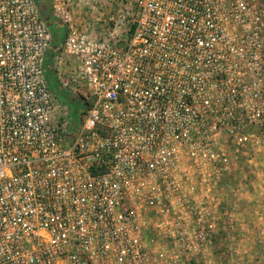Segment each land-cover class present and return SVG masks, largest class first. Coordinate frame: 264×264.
<instances>
[{"label": "built area", "instance_id": "built-area-1", "mask_svg": "<svg viewBox=\"0 0 264 264\" xmlns=\"http://www.w3.org/2000/svg\"><path fill=\"white\" fill-rule=\"evenodd\" d=\"M50 4L84 108L36 0H0V264H240L216 197L264 149V0H135L108 35Z\"/></svg>", "mask_w": 264, "mask_h": 264}, {"label": "rangeland", "instance_id": "rangeland-1", "mask_svg": "<svg viewBox=\"0 0 264 264\" xmlns=\"http://www.w3.org/2000/svg\"><path fill=\"white\" fill-rule=\"evenodd\" d=\"M39 11L43 19L48 25L51 35L52 44L45 59V73L48 75L50 87L56 100L66 107L68 114L73 118L77 117L80 110H83V103L79 97H74L66 90L62 89L57 78V71L55 69L54 57L61 50L63 40V28L53 18L51 14L50 0H36ZM70 14L73 23L80 29H83L93 35H108L111 31L118 26L120 21L128 18L133 10L135 0H68ZM122 28H116V33L119 34L123 31ZM73 67V63L69 58H63L57 65L59 69V79L66 78L65 73ZM75 120L73 119V122ZM246 160L240 168L248 170L246 172V180L242 183H237L239 177V168H235V174L231 175V179L225 184L219 186V194L217 200L223 202L226 198L225 204L222 207L227 211L230 220L233 221L234 229L230 231L229 241L224 242V247L232 249L235 258L238 257L240 264H264V196H257L255 198L249 197L247 200L243 193L252 191L249 178L255 174V179L264 182V149L262 152L256 153L253 150L252 157ZM241 171V170H240ZM235 175V176H234ZM252 185V183H251ZM238 191H237V190ZM220 192H223L220 195ZM237 195V196H235ZM246 203L252 206L255 210L260 211L257 215L250 214L248 211L243 212ZM219 217V216H218ZM256 223L262 225V229L257 230L252 228ZM254 235H253V234ZM154 248V246H153ZM158 249V247H155ZM157 253V251H155Z\"/></svg>", "mask_w": 264, "mask_h": 264}, {"label": "crops", "instance_id": "crops-1", "mask_svg": "<svg viewBox=\"0 0 264 264\" xmlns=\"http://www.w3.org/2000/svg\"><path fill=\"white\" fill-rule=\"evenodd\" d=\"M241 170V171H240ZM248 170L246 169V171L243 169L242 170V168H239V170H238V174L236 175V176H238L239 177V179H238V181H237V183H239V185H240V182L242 183L243 181H245L247 178H246V175H248V174H246V172H247ZM236 173V172H235ZM234 173V174H235ZM235 176V175H234ZM255 174L252 176V178L250 177L249 178V180H247V182H250L249 184H250V186H251V188H252V191H248V192H245V193H243V195H240L241 193H238L239 194V196H243L246 200H247V198H249V197H252V198H255V197H257V196H261V197H263L264 196V182H261L259 179H255ZM231 179H233V180H235V178H231V176H229L227 179H226V181L223 183V185L225 186V184H227V182L229 181V180H231ZM251 183H252V185H251ZM237 190V189H236ZM238 191V190H237ZM223 194V192H220V195H222ZM235 196H237V195H235ZM224 200H226V198L224 197ZM223 200V204H225V201ZM246 211H248L250 214H254V215H257L260 211H258V210H255L252 206H250L248 203H246V206H245V208H243V212H246ZM259 223H256V225L254 226L253 225V227L252 228H256L257 230H259V229H262L261 227H262V225L261 226H259L258 225ZM253 234V233H252ZM254 235V234H253ZM154 247H158V249H155V248H152L154 251H157V253H160L161 252V250L163 249V247L164 246H161V244L160 243H158V245H156V246H154Z\"/></svg>", "mask_w": 264, "mask_h": 264}, {"label": "trees", "instance_id": "trees-1", "mask_svg": "<svg viewBox=\"0 0 264 264\" xmlns=\"http://www.w3.org/2000/svg\"><path fill=\"white\" fill-rule=\"evenodd\" d=\"M46 74V73H45ZM46 78H47V81H48V84H49V86H51L50 85V81H49V78H48V75L46 74ZM50 89H52L51 87H50ZM52 91V90H51ZM53 92V91H52Z\"/></svg>", "mask_w": 264, "mask_h": 264}]
</instances>
